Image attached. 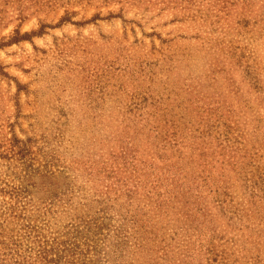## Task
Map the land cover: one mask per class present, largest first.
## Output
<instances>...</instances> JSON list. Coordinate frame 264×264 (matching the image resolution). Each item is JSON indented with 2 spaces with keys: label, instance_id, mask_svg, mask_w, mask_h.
<instances>
[{
  "label": "trees",
  "instance_id": "obj_1",
  "mask_svg": "<svg viewBox=\"0 0 264 264\" xmlns=\"http://www.w3.org/2000/svg\"><path fill=\"white\" fill-rule=\"evenodd\" d=\"M132 4L145 17L170 14L168 20L158 19L157 25L177 23L164 35L155 25L150 33L143 32L151 37L150 49L141 53L151 58L149 68L142 66L136 53L112 55L113 60L105 61L107 80L100 82V102L76 115H56L52 126L58 134L61 131L62 141L56 137L54 148L46 149L44 140L25 131L26 136L20 137L14 127L0 145L5 164L0 188L10 186L3 193L9 201L0 199V264H264V185L255 179L247 147L253 146L251 139H258L255 131L250 138L239 125H230L232 100L244 96L235 72L256 94L255 105L262 109L264 0H133ZM152 10L157 13L151 14ZM71 14L75 12L66 10L56 24H42L29 33L17 29L0 41V48L31 41L46 26L66 22L81 26L116 17L124 26L137 22L125 17L121 8L82 21H73ZM234 17L242 27L230 33ZM107 37L102 35L103 40ZM153 37L159 38L158 48ZM234 40L244 45L237 46ZM152 49L159 57L151 56ZM0 75L10 77L2 63ZM16 84L17 96L26 85ZM69 98L58 97L57 102ZM236 103L251 107L248 100ZM61 118L64 121L59 122ZM254 118L260 123L258 116ZM80 123L91 132L89 138L80 139ZM67 139L76 149L91 144L101 157L119 156L122 167L136 159L155 168L138 171L134 184L111 183L113 189H108L110 183L100 185L91 196L84 185L95 186L96 175L88 169L86 175L71 173L70 165L53 171L43 163L47 153ZM75 152L73 160H83ZM35 159L42 165H35ZM236 182L246 199L237 200L228 190ZM218 219L224 227L222 237ZM197 254L200 258L193 262Z\"/></svg>",
  "mask_w": 264,
  "mask_h": 264
},
{
  "label": "rangeland",
  "instance_id": "obj_2",
  "mask_svg": "<svg viewBox=\"0 0 264 264\" xmlns=\"http://www.w3.org/2000/svg\"><path fill=\"white\" fill-rule=\"evenodd\" d=\"M132 2L133 0H0V41L11 37L17 29L20 33H29L40 28L42 24L54 25L66 10L75 12L71 14L73 21L88 19L96 13L106 15L109 11H118L120 8L125 17H134L137 20L133 25L125 26L118 17L98 18L81 26L70 22L57 27L46 26L44 33L33 36L31 41L24 40L0 48V63L10 75L9 78L0 75V145L6 143L11 135L10 129L14 127L20 137L26 136L23 132L25 131L30 136L35 135L39 140H44L46 149L49 146L54 148L55 144H58L56 137L59 136L58 140L62 141L61 131L58 134V130L52 126L56 115L59 114L58 112L69 116L70 113L76 115L89 109L90 105L93 106L96 101L100 102V82L107 80L103 70L109 62L105 61L113 60L112 55L118 52L121 55L136 53L143 60L142 66L146 64L149 68L152 63L151 58L141 53L144 49H150L151 37L143 32L150 33L155 25L156 29L162 31L164 35L169 29L177 26V23L157 25L155 23L158 19L168 20L171 18L170 14L145 17L140 11L141 8ZM150 13H157V10H152ZM236 19L237 17H234L231 20L234 29L231 28L230 33L242 27L241 24L234 23ZM137 23H140L142 27H139ZM102 35L108 36V39L103 40ZM153 41L155 48H158L159 38L153 37ZM234 41L237 46L244 45L242 41ZM138 46L141 49L138 50ZM251 47L252 45H249L246 50ZM150 53L154 58L160 55L156 49H152ZM12 76L26 85V90H22L17 96L15 93L18 81ZM234 77L236 85H240L244 96L235 97L232 100L233 115L230 125H239L238 129L249 133L250 138L257 136L258 140L251 139L253 146L247 145V147L251 149L255 179L258 184L264 185V84H262L261 109L255 105L256 94L241 81L239 73L235 72ZM262 78H264V42H262ZM67 96L70 98L66 101L57 102L58 97ZM237 100L241 102L248 100L251 107L245 108L236 103ZM255 115L258 116L260 123L254 118ZM62 121L64 118H61L59 122ZM242 125L244 128L240 129ZM257 125L261 126L256 128ZM79 127H81L78 129L80 139L83 140L85 136L89 138L91 132H86L81 123ZM63 128L65 131V124ZM64 131L62 134L66 137ZM252 131H255L254 135H251ZM68 144L67 139L63 146L47 153L43 163H46L53 171L70 165L71 173L82 172L86 175L87 172H84V169H88L89 173L96 175L95 186L83 184L88 191L87 194L91 196L94 192L100 191V185L110 183L107 187L113 189L111 183L134 184L140 177L138 171H145L148 166L151 171L155 168V164L149 165V162L139 164L136 159L126 162V166L122 167L123 162H118L119 156L101 157L100 152H95L91 144L77 149L74 144L69 146ZM75 150H78L77 153L83 157V160H73V157L77 155L72 154ZM117 163H121L119 167H116ZM35 165L42 164L35 159ZM4 166L3 159L0 158V171ZM100 169L104 173L103 179H100ZM4 176L7 177L2 173V177ZM3 187L0 188V199L9 201L8 194L3 193H8L10 186L4 184ZM199 188L202 191L206 190V187ZM228 190L232 191L235 199H246L247 194H244L239 182ZM262 204H264V198H262ZM216 222L220 226L217 227V231H220L219 237H222L220 236L224 230L222 220L218 219ZM222 239L227 240V238ZM49 241H52L51 238ZM14 256L22 257L16 254ZM199 258L200 255L197 254L193 262H197ZM262 258H264V214H262Z\"/></svg>",
  "mask_w": 264,
  "mask_h": 264
}]
</instances>
